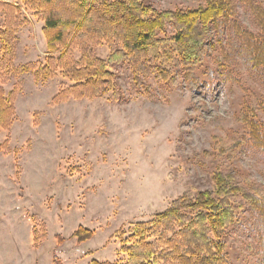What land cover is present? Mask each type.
I'll list each match as a JSON object with an SVG mask.
<instances>
[{
  "label": "rangeland",
  "instance_id": "rangeland-1",
  "mask_svg": "<svg viewBox=\"0 0 264 264\" xmlns=\"http://www.w3.org/2000/svg\"><path fill=\"white\" fill-rule=\"evenodd\" d=\"M144 1L157 9L205 2ZM10 7L20 10L11 13ZM237 12L241 24L256 32L249 10L238 3ZM9 23L14 49L5 55L0 35V82L15 99L9 127L0 128V264H52L53 256L62 264H123L121 237L183 192L210 189L215 170L264 190V155L235 120L244 102H264V79L235 52L237 41L225 29L220 36L211 31L193 82L180 72L174 83L141 75L147 93L144 84H135L131 67L114 63L116 96L109 90L54 101L76 82L59 69L37 78L47 57L43 21L21 0H0V33ZM92 46L107 58L104 41ZM71 54L78 59L81 51ZM258 115L264 119V108ZM213 135L240 142L234 159L213 152ZM79 226L92 230V238L78 243L73 232ZM226 240L233 264H264V231L246 205L237 208Z\"/></svg>",
  "mask_w": 264,
  "mask_h": 264
},
{
  "label": "trees",
  "instance_id": "trees-1",
  "mask_svg": "<svg viewBox=\"0 0 264 264\" xmlns=\"http://www.w3.org/2000/svg\"><path fill=\"white\" fill-rule=\"evenodd\" d=\"M21 2L44 23L47 57L36 72L37 78L45 79L59 69L63 77L76 82L54 101L72 94L97 97L109 90L116 96V77L110 70L114 63L131 67L135 84H144L147 93L150 86L144 79L150 76L174 83L180 72L193 82L212 30L220 36L225 29L233 36L237 41L235 52L264 79V5L258 0H205L194 8L174 9H157L144 0ZM238 3L249 10L256 32L241 24ZM12 30L9 23L0 33L5 55L13 53ZM102 41L109 49L106 59L92 49ZM75 49L81 51L78 59L71 54ZM222 52L225 56L232 54L226 48ZM32 68L29 65L23 69ZM14 99L15 92H5L0 82V128L9 127L12 121ZM259 108H264V102L259 101L258 106L244 102L235 120L246 129L250 145L264 155V119L258 115ZM232 141L213 135L211 149L218 157L234 159L240 142ZM235 178L217 169L211 175L210 189L187 190L162 212L134 224L127 236L121 237L120 251L126 255L123 264H233L226 236L228 227L237 220V208L246 205L255 211L264 231V190L254 183L242 186ZM73 236L82 243L92 238L93 231L79 226ZM52 264L62 262L53 256ZM89 264L115 263L93 259Z\"/></svg>",
  "mask_w": 264,
  "mask_h": 264
},
{
  "label": "crops",
  "instance_id": "crops-1",
  "mask_svg": "<svg viewBox=\"0 0 264 264\" xmlns=\"http://www.w3.org/2000/svg\"><path fill=\"white\" fill-rule=\"evenodd\" d=\"M31 231H32V235H31V240H30V246L32 247V248H34V250H36L37 249V246H34V244H33V241H34V236H33V229H32V227H31ZM28 263V262H27ZM34 264H37L36 263V261L35 262H33ZM29 264V263H28Z\"/></svg>",
  "mask_w": 264,
  "mask_h": 264
}]
</instances>
